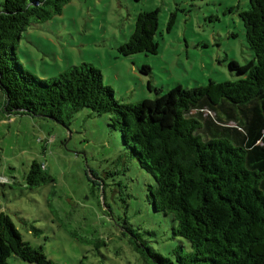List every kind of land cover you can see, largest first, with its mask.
<instances>
[{"label": "rangeland", "instance_id": "374dc122", "mask_svg": "<svg viewBox=\"0 0 264 264\" xmlns=\"http://www.w3.org/2000/svg\"><path fill=\"white\" fill-rule=\"evenodd\" d=\"M247 9L248 0H70L60 14L32 21L16 54L39 79L91 64L115 100L134 104L177 84L192 89L209 80L235 81L229 62L252 59L238 15ZM152 10H158L157 53L122 56L118 47L131 36L137 14ZM142 66L150 73L141 74ZM3 107L0 90V212L31 247L57 264H145L128 243L127 226L163 255L177 245L171 216L154 213L146 200L151 176L109 128V114L82 109L64 127L8 115ZM33 161L54 181L27 187ZM8 262L32 264L14 256Z\"/></svg>", "mask_w": 264, "mask_h": 264}, {"label": "trees", "instance_id": "16d2710c", "mask_svg": "<svg viewBox=\"0 0 264 264\" xmlns=\"http://www.w3.org/2000/svg\"><path fill=\"white\" fill-rule=\"evenodd\" d=\"M70 0H4L0 9V90L8 115H30L68 127L82 109L109 114L108 126L122 147L149 174L146 200L154 213L171 216L177 245L167 255L142 233L123 227L145 264H264V0H248L239 12L252 59L229 62L238 78L195 88L179 84L153 100L121 104L91 64L70 66L39 79L26 71L16 43L31 22L60 14ZM138 1V0H135ZM158 10L136 16L124 57L155 55ZM147 75L150 68L142 66ZM27 187L53 182L33 161ZM3 184V183H0ZM126 233H122L123 236ZM57 264L33 248L11 218L0 212V264L10 257Z\"/></svg>", "mask_w": 264, "mask_h": 264}]
</instances>
